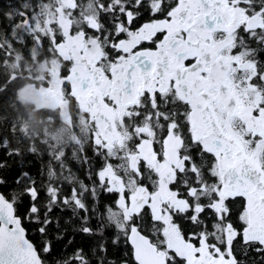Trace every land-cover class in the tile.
I'll list each match as a JSON object with an SVG mask.
<instances>
[{"label":"snow or ice","instance_id":"snow-or-ice-1","mask_svg":"<svg viewBox=\"0 0 264 264\" xmlns=\"http://www.w3.org/2000/svg\"><path fill=\"white\" fill-rule=\"evenodd\" d=\"M22 9L7 15L19 17L10 34L63 60L62 86L79 87L93 116L97 160L76 161L81 178L50 158L43 195L26 171L0 191V264H47L57 210L93 235L105 194L100 219L130 245L124 264H264V0H72L67 31L49 33L32 4ZM0 147L20 155L6 137ZM57 264L91 261L80 248Z\"/></svg>","mask_w":264,"mask_h":264},{"label":"trees","instance_id":"trees-1","mask_svg":"<svg viewBox=\"0 0 264 264\" xmlns=\"http://www.w3.org/2000/svg\"><path fill=\"white\" fill-rule=\"evenodd\" d=\"M28 2L35 8L39 16L40 27L37 31L45 30V16L56 18V0H0V138L6 137L10 142V148L18 149L20 155L9 156L8 150L0 147V163L5 167L0 168V179L5 184L0 186V191L6 193L18 190L15 184L16 177L21 171L30 173L43 195V186L47 183V170L50 158H61L64 164L78 173L81 178L84 170L79 166L78 161L85 153L96 163L97 158L92 154V133L84 117L76 114L77 104L75 97L67 89V99L72 106V116L63 120L61 112L57 108L38 107L34 102L23 100L20 97V90L42 74L38 73V64L52 58H59L46 48H38L29 44L25 47L15 42L10 34L11 25L18 22L19 17L9 20L8 14L15 16V9H22V4ZM52 26L59 29L57 22ZM19 25L17 33L23 29ZM60 61V59H59ZM86 122V125L83 121ZM84 124V125H83ZM35 152V153H33ZM113 196L102 195L99 204L102 205L100 212L92 217L90 224L94 229L93 235L80 232V222L69 212L55 211L54 223L49 227L47 239L51 241L52 251L46 257L47 264H57L64 257H67L74 250L82 248L87 254L91 264H99L101 259L106 264H124L131 262L130 245L123 237L118 243L117 231L114 227H105L104 221L100 219V213L108 207ZM242 198L232 202L235 206V214L240 211ZM28 200L22 199L17 206V212L22 217L26 216ZM95 207V205H94ZM106 218V214H105ZM59 220V226L55 223ZM24 226L28 230L29 238L34 242L41 241L40 235L36 232V225L24 220ZM106 248V253L99 250V246ZM240 255V253H238ZM242 259H245L241 256ZM246 259L259 260V257L250 255Z\"/></svg>","mask_w":264,"mask_h":264},{"label":"rangeland","instance_id":"rangeland-1","mask_svg":"<svg viewBox=\"0 0 264 264\" xmlns=\"http://www.w3.org/2000/svg\"><path fill=\"white\" fill-rule=\"evenodd\" d=\"M57 2V14L56 18H53L51 16H45V30L50 32V30H53L51 28L52 22H57L58 27L63 28V30L66 32L69 20L67 15L65 14V11L67 8H69L72 5V0H56ZM67 46H65L66 50ZM59 58H52L51 62L47 61L46 63L41 62L38 64L37 69L39 70L38 73L40 74L36 80V82H32L30 84H27L20 90V97L23 100L34 102L38 107H48V108H57L61 112V117L63 120L67 121L66 117L63 114V108L66 105V92L67 88L62 86L61 81V73L60 69L62 68L61 62L59 61ZM75 68L78 70L79 65L77 64ZM78 101V103L81 104V106L84 109L89 110V106L86 103V101L83 98V94L80 92L79 87H74L72 91H69ZM117 118L119 117V113H116ZM90 121H88V126L90 128V125L92 128H90V131L92 133V130L94 133H97L96 126L93 123V117L92 114L89 116ZM85 119V118H84ZM84 123L86 125L85 119ZM84 125V124H83ZM93 133V134H94ZM124 138V137H123Z\"/></svg>","mask_w":264,"mask_h":264},{"label":"flooded vegetation","instance_id":"flooded-vegetation-1","mask_svg":"<svg viewBox=\"0 0 264 264\" xmlns=\"http://www.w3.org/2000/svg\"><path fill=\"white\" fill-rule=\"evenodd\" d=\"M60 62H61V69H60V73H61V75H62V72H63V69H64V67H65V65H64V62H63V60L60 58ZM66 99H67V94H66ZM76 99V98H75ZM76 104H77V111H76V114H79L80 116H82V117H84L85 119H87L86 121H87V123H88V121H90V118H89V116H91V112H90V110H87V109H84L82 106H81V104L80 103H78V101H77V99H76ZM72 110H73V108H72V106L70 105V102L68 101V100H66V105H65V107L63 108V114H64V116L66 117V119H69L73 114V112H72ZM93 117V116H92ZM90 128H92V126L90 125ZM89 128V129H90ZM123 137H124V139H127V133L125 132L124 133V135H123ZM159 146L157 145V148H158ZM233 209L235 210V206H233ZM234 210H232L233 211V219H235V217H236V215H237V213L235 214L234 212Z\"/></svg>","mask_w":264,"mask_h":264}]
</instances>
